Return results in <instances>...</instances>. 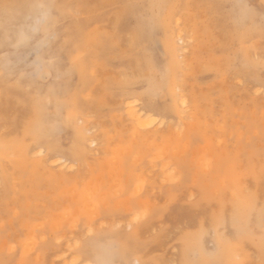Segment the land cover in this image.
<instances>
[{"label": "rangeland", "instance_id": "374dc122", "mask_svg": "<svg viewBox=\"0 0 264 264\" xmlns=\"http://www.w3.org/2000/svg\"><path fill=\"white\" fill-rule=\"evenodd\" d=\"M244 56L261 60L255 80ZM263 62L264 0H0V264H72L91 241L92 264H181L199 231L207 261L217 218L236 236L235 201L248 207L237 262L264 264ZM124 92L178 111L140 129ZM74 152L72 170L53 163Z\"/></svg>", "mask_w": 264, "mask_h": 264}, {"label": "bare ground", "instance_id": "6f19581e", "mask_svg": "<svg viewBox=\"0 0 264 264\" xmlns=\"http://www.w3.org/2000/svg\"><path fill=\"white\" fill-rule=\"evenodd\" d=\"M217 1V0H215ZM228 1V0H227ZM177 3V2H176ZM181 3V1H180ZM233 4V3H232ZM179 5V4H177ZM176 7V6H175ZM170 12V11H169ZM189 12V11H188ZM175 13V12H174ZM172 13V15L174 14ZM179 13V12H178ZM245 14V13H244ZM251 14V13H250ZM178 15V14H177ZM219 15V14H218ZM243 16V15H242ZM75 17V16H74ZM134 17V16H133ZM166 17V16H165ZM252 17V16H251ZM250 17V18H251ZM79 19V18H78ZM180 19V18H179ZM232 19V18H231ZM177 20V19H176ZM175 20V21H176ZM227 20V19H226ZM230 20V19H229ZM250 20V19H249ZM252 20V19H251ZM241 21V22H239ZM112 22V21H111ZM166 22V21H164ZM171 22V21H169ZM254 22L256 25H254V28L253 31H256V30H261L262 29V23L263 22H260V20H255L254 19ZM172 23V22H171ZM234 23H236V29L238 28L239 31L243 30L244 29V23H243V18H238ZM233 23V24H234ZM167 24V23H166ZM174 24V23H173ZM188 25V24H187ZM168 26V25H167ZM177 26V25H176ZM137 27V26H136ZM248 27V26H247ZM148 28V27H147ZM151 29V28H150ZM139 31V30H138ZM234 30H232V33H233ZM244 31V30H243ZM248 31V30H247ZM113 32V30H112ZM249 32V31H248ZM129 33H132V32H129ZM178 33V32H177ZM255 33V32H254ZM181 32H179L177 35V39L178 41H180L179 43H183V40H182V35H180ZM246 34V33H245ZM139 35V34H138ZM141 35V34H140ZM169 35V34H168ZM230 35V34H229ZM248 35V34H247ZM246 35V36H247ZM131 36V35H130ZM136 36V35H135ZM242 36V35H241ZM128 37V36H127ZM141 37V36H140ZM140 37H137L136 39H140ZM142 38V37H141ZM231 38V37H230ZM235 38H237L235 36ZM239 39L242 38V37H238ZM237 38V39H238ZM246 38V37H245ZM250 38V37H249ZM222 40V39H221ZM233 40V39H232ZM129 41V40H127ZM186 41V40H185ZM135 42V41H134ZM133 42V43H134ZM136 42H139L136 40ZM173 42V41H172ZM190 42V41H189ZM237 42V41H236ZM244 42V41H243ZM132 43V42H130ZM186 43V42H185ZM187 44H188V41H187ZM238 44V43H237ZM167 45V44H166ZM236 46V45H235ZM155 47V46H154ZM169 47V45H168ZM174 48V47H173ZM238 48V47H237ZM122 49V48H121ZM169 49V48H168ZM171 49V48H170ZM110 50V49H108ZM113 50V49H112ZM123 50V49H122ZM173 52H171L172 54ZM170 54V53H169ZM223 54V53H222ZM238 54V53H237ZM110 55V54H109ZM235 55V54H234ZM233 55V56H234ZM227 56V55H226ZM257 57V56H256ZM180 59V58H179ZM182 59V58H181ZM180 59V60H181ZM235 59V58H234ZM175 60V59H174ZM177 61V60H176ZM190 61V60H189ZM233 61V60H232ZM231 61V62H232ZM261 61V60H260ZM260 61H258L260 63ZM188 61H186L187 63ZM257 61H253L251 60L250 58L247 57H240V61H239V64H238V72L240 71V74H242L244 77V79L246 80L247 77L252 79L253 77V68L254 67H260L261 65H259ZM147 63V62H146ZM180 63V62H179ZM185 63V62H184ZM185 63V64H186ZM235 63V62H234ZM262 63V62H261ZM143 64V63H142ZM140 64V66L142 65ZM149 64V63H148ZM224 64V63H223ZM232 64V63H231ZM264 64V62H263ZM184 65V64H183ZM182 65V66H183ZM188 65V64H187ZM186 65V67H187ZM143 66V65H142ZM146 66V65H145ZM144 66V67H145ZM179 66V64H178ZM185 66V65H184ZM229 66V65H228ZM177 67V66H175ZM222 67V66H221ZM227 67V66H225ZM166 68V67H165ZM179 68V67H177ZM181 68V67H180ZM179 68V70H180ZM223 68V67H222ZM230 68V67H229ZM135 69V68H134ZM168 69V68H167ZM225 69V68H223ZM237 69V68H236ZM150 70V69H149ZM227 70V69H226ZM157 71V70H156ZM172 71V70H171ZM178 71V70H177ZM216 71V70H215ZM225 71V70H224ZM151 72V71H150ZM228 72V71H227ZM123 73V72H122ZM121 73V74H122ZM147 73V72H146ZM149 73V72H148ZM236 73V72H235ZM237 74V73H236ZM120 75V74H119ZM118 75V76H119ZM164 75V74H163ZM174 75V74H173ZM176 75V74H175ZM257 75V74H255ZM235 76V75H234ZM111 77V76H110ZM123 77V76H122ZM127 77V76H125ZM178 77V76H177ZM171 78V77H170ZM232 78V77H231ZM118 79V78H117ZM122 79H125V78H122ZM122 79L120 80L122 82ZM146 79V78H145ZM148 79V77H147ZM169 79V78H168ZM249 79V80H250ZM254 79V77H253ZM176 80V79H175ZM239 80V79H238ZM255 80V79H254ZM145 81V80H144ZM166 81V80H165ZM240 81V80H239ZM260 81V80H259ZM125 82V81H123ZM122 82V83H123ZM163 82V81H162ZM180 82V81H179ZM258 82V81H257ZM174 83V82H173ZM116 84V83H115ZM160 84V83H159ZM163 84V83H162ZM169 84V83H168ZM121 85V84H119ZM118 85V86H119ZM166 85V84H165ZM158 86V85H156ZM155 86V87H156ZM160 86V85H159ZM180 86V85H179ZM153 87V85H152ZM154 87V88H155ZM161 87V86H160ZM257 87H264V85H259ZM174 88V87H173ZM182 88V87H181ZM107 89V88H106ZM160 89V88H159ZM260 88H256L255 89V92H260L259 90ZM151 90V89H150ZM149 90V91H150ZM157 90V88H156ZM263 90V89H262ZM148 91V92H149ZM158 91V90H157ZM264 91V90H263ZM156 92V91H155ZM154 92V93H155ZM182 92V91H181ZM123 94H126L125 95V98L123 100V104L125 106V111H126V116L129 120H131L138 128L140 129H158V128H162L164 127L165 125H167V122L171 119L170 116H168L169 114L170 115H175L174 112H177L175 111V109L173 110V108H171V105L170 107H164V108H159L157 107V105L153 102H151V100L149 101V104H146V102H143L140 100L141 97L138 99L136 98L135 96H132L131 94H128L127 92H124ZM146 94V93H145ZM172 95V94H171ZM170 95V96H171ZM175 95V93H174ZM141 96V95H140ZM139 97V96H138ZM182 97V96H181ZM153 98V97H152ZM180 99V97H178ZM177 99V98H176ZM207 99V98H206ZM146 100V99H145ZM172 100V99H171ZM170 101V100H169ZM173 102V101H172ZM175 103L178 102V104L180 105V107H186L187 106V102L185 101V99H182V100H178V101H174ZM173 102V103H174ZM144 103V104H143ZM169 104V102H168ZM166 106V105H165ZM176 106V105H175ZM230 107V106H229ZM171 108V109H170ZM182 108H179V109H182ZM177 114V113H176ZM183 115V114H182ZM257 116V115H256ZM176 117V116H175ZM135 127V126H134ZM183 127H181V129L179 130L180 132H183L184 129H182ZM28 131H29V136L31 135L30 137V141L32 143H35V144H38V141H42L45 137V135L43 134L42 130H40L37 126V128L35 126L32 127V125L28 128ZM176 131V130H175ZM84 136V135H83ZM82 136V133H81V141H82V144H87V147L89 146H93V145H96V140L94 139H90L89 137H84L83 138ZM167 136V135H166ZM83 146V145H82ZM35 150V149H33ZM45 150L48 151V148L46 146H42L41 144H39V148L37 149V152L36 154L37 155H42L45 153ZM32 151V150H31ZM114 154V153H113ZM78 154L76 152H74L73 155L71 156H68V155H64V154H61V153H58L55 158H54V161L53 163L57 166H59L60 168H64V169H68V170H72L73 168H75L76 164L78 163ZM114 162V161H113ZM6 179V178H5ZM164 180V179H162ZM6 183V182H5ZM231 198H233L231 196ZM89 203V202H88ZM235 207H232L231 210L233 211V215H231V217L229 219H231V224H232V227L236 233V236L234 237V240L229 242L227 241L224 236L221 234L220 232V229L221 227L223 226V222L220 218H217V221H216V224L214 226H212V230H213V233H214V242H215V252L216 254L214 255H211V259L207 260V261H204V257L202 256L203 255V251H202V247L199 246L197 243H199L200 238H201V232H197L195 234H192V235H189L187 236L185 239H184V246H183V249H182V255H180V258L182 260L181 264H194L193 262H188L187 263V260L186 258H188V255L193 253V252H196L198 254V257H199V260H197V262L199 263H196V264H210V263H213V264H238L237 260L239 259H236L238 256H237V253L235 254V250L232 248L233 244L234 243H239V242H242V235H241V227L237 226V222L239 221H244V217L247 213V208L248 207H244V206H241V204H239V202L235 201L234 203ZM263 207V206H262ZM261 209H258L254 212L253 214V218L255 217H258V213H261L260 211ZM263 211V210H262ZM141 219L140 217L137 219L139 220ZM135 220V219H134ZM242 226V225H241ZM88 232V231H86ZM89 233V232H88ZM86 235V234H85ZM93 238V237H92ZM95 239V238H94ZM76 243V242H75ZM182 245V244H181ZM262 245V244H261ZM75 246V245H74ZM78 246V245H76ZM75 246V247H76ZM69 247V246H68ZM92 241L89 243L88 247H86V251L85 249L82 251L79 250L80 253H78L75 257L72 258V264H92L89 262V257L93 256L95 254L94 252V249H92ZM122 248V247H121ZM70 249V247H69ZM78 249V248H77ZM75 250V249H74ZM262 251V249H261ZM257 256L260 257L261 253L256 252ZM60 254V253H59ZM58 254V255H59ZM56 255L58 258L57 260H61L63 259L64 255H60L58 256ZM264 255V254H263ZM54 256V255H53ZM121 256H123V258L128 259V252L126 250L123 249L122 251V254ZM130 256V254H129ZM134 257V256H133ZM56 261V260H55ZM63 261V260H62ZM99 261H102L103 260L99 259ZM125 261V260H123ZM131 261V260H130ZM137 262H139L138 260V257L137 259L135 260ZM71 263V262H69ZM127 263V262H126Z\"/></svg>", "mask_w": 264, "mask_h": 264}]
</instances>
